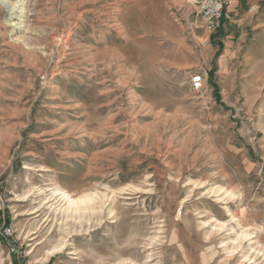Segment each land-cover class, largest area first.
Listing matches in <instances>:
<instances>
[{
	"label": "rangeland",
	"instance_id": "1",
	"mask_svg": "<svg viewBox=\"0 0 264 264\" xmlns=\"http://www.w3.org/2000/svg\"><path fill=\"white\" fill-rule=\"evenodd\" d=\"M198 1L0 0V264H264V0Z\"/></svg>",
	"mask_w": 264,
	"mask_h": 264
},
{
	"label": "built area",
	"instance_id": "2",
	"mask_svg": "<svg viewBox=\"0 0 264 264\" xmlns=\"http://www.w3.org/2000/svg\"><path fill=\"white\" fill-rule=\"evenodd\" d=\"M230 0H199L196 7V16L199 25L196 28L204 29L209 33H215L221 30L223 24L230 19ZM204 77L198 75L191 79V86L194 91L202 89ZM2 238L7 242L9 253L17 256L18 248L12 243L13 231L10 227H4L1 230ZM11 241V242H10Z\"/></svg>",
	"mask_w": 264,
	"mask_h": 264
},
{
	"label": "bare ground",
	"instance_id": "3",
	"mask_svg": "<svg viewBox=\"0 0 264 264\" xmlns=\"http://www.w3.org/2000/svg\"><path fill=\"white\" fill-rule=\"evenodd\" d=\"M60 36V35H59ZM64 42H67V38H65L64 39ZM250 236V235H249ZM165 263V262H164ZM167 263V262H166ZM256 263V261L254 260V261H252L250 264H255Z\"/></svg>",
	"mask_w": 264,
	"mask_h": 264
},
{
	"label": "trees",
	"instance_id": "4",
	"mask_svg": "<svg viewBox=\"0 0 264 264\" xmlns=\"http://www.w3.org/2000/svg\"><path fill=\"white\" fill-rule=\"evenodd\" d=\"M16 262H17L16 259H13L12 263H13V264H16Z\"/></svg>",
	"mask_w": 264,
	"mask_h": 264
}]
</instances>
